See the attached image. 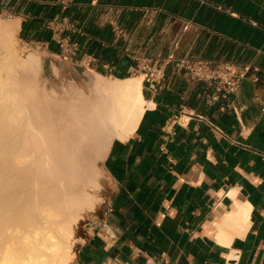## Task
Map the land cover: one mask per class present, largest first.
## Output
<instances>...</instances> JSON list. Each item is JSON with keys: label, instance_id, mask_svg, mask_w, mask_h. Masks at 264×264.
<instances>
[{"label": "crops", "instance_id": "0c3cea01", "mask_svg": "<svg viewBox=\"0 0 264 264\" xmlns=\"http://www.w3.org/2000/svg\"><path fill=\"white\" fill-rule=\"evenodd\" d=\"M8 9L61 71L128 77L137 57L175 51L245 73L214 102L207 81L172 64L143 78L145 110L101 161L100 202L71 264H264V0H0ZM59 35L78 53L61 58ZM235 198L250 203L249 224L227 244L216 222Z\"/></svg>", "mask_w": 264, "mask_h": 264}, {"label": "bare ground", "instance_id": "6f19581e", "mask_svg": "<svg viewBox=\"0 0 264 264\" xmlns=\"http://www.w3.org/2000/svg\"><path fill=\"white\" fill-rule=\"evenodd\" d=\"M18 25L0 24V264H71L75 224L100 200L98 162L145 110L144 75L91 72L85 88L48 92L35 77L38 54L17 61L12 52ZM235 200L216 222L227 244L249 224L250 203Z\"/></svg>", "mask_w": 264, "mask_h": 264}, {"label": "built area", "instance_id": "2783aa9c", "mask_svg": "<svg viewBox=\"0 0 264 264\" xmlns=\"http://www.w3.org/2000/svg\"><path fill=\"white\" fill-rule=\"evenodd\" d=\"M0 15L12 17L14 11L8 9L1 11ZM55 20H58V17H55ZM57 43L60 47L59 54L63 59H69L78 53L79 46L77 42L71 41L66 36L59 35ZM137 60V70L150 82L160 81L169 64H172L175 69L188 74L192 79L207 81L213 87L212 91L207 94V100L213 102L230 99L231 95L238 91L245 76L244 72L233 71L230 67L216 65L211 63L210 60L198 58L188 53L178 55L175 51L155 59L139 56Z\"/></svg>", "mask_w": 264, "mask_h": 264}, {"label": "rangeland", "instance_id": "374dc122", "mask_svg": "<svg viewBox=\"0 0 264 264\" xmlns=\"http://www.w3.org/2000/svg\"><path fill=\"white\" fill-rule=\"evenodd\" d=\"M13 19H14L13 17L0 15V24L9 23L13 21ZM10 43H11V47H13L12 52L17 61H19L22 58H25L31 51H34L38 54V60L35 63L38 72H36L37 75L35 74V77L36 79H38L37 81L39 84L38 83L37 84L46 91L64 92V90H66L67 85H69L68 83H71L70 81L74 82L77 86L80 87L84 86L83 88H85V86L87 85V83L85 84V82H87L89 77L88 74L90 75L91 72L77 73L74 69L71 70L70 68L62 69L61 71L60 65L44 62L45 59L44 56H42V54H40L37 50H35L33 47H31L29 44L25 42V40L19 34L17 28L15 30L13 29V32L11 33ZM5 69H3L2 71L3 74H5V75L2 74L4 77L9 72V70L5 71ZM140 74L142 73L137 72L136 74L133 75H140ZM101 161L102 159L98 162V167L100 170H101ZM92 191L100 196V188H97ZM95 208L93 210L90 209L85 210L83 217L75 224V236L77 237V240L74 245L75 250H77L79 242L83 240V235H85L84 225L90 218Z\"/></svg>", "mask_w": 264, "mask_h": 264}]
</instances>
